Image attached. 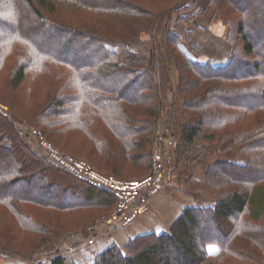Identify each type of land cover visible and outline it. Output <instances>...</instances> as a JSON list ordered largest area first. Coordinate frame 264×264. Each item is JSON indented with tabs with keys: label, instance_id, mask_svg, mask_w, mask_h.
<instances>
[{
	"label": "trees",
	"instance_id": "trees-1",
	"mask_svg": "<svg viewBox=\"0 0 264 264\" xmlns=\"http://www.w3.org/2000/svg\"><path fill=\"white\" fill-rule=\"evenodd\" d=\"M208 1L225 15L231 45L230 59L217 66L190 59L167 26L172 15L178 22L197 16V0H0V103L36 120L65 151L74 153L67 144L73 140L77 153L118 177L131 168L150 172L171 83L157 39L163 35L180 72L184 113L193 119L181 129L180 159L201 155L196 141L208 138L231 141L247 157L245 165L209 164L216 207L186 208L169 232L113 245L94 264H204L211 246L223 251L215 264H264V0ZM144 34L154 35L152 53L128 50L120 61L111 46ZM118 76L128 82L100 83ZM50 162L0 111L1 251L32 257L59 234L115 210L112 193ZM34 176L45 183L36 187ZM49 264L76 263L60 255Z\"/></svg>",
	"mask_w": 264,
	"mask_h": 264
},
{
	"label": "rangeland",
	"instance_id": "rangeland-1",
	"mask_svg": "<svg viewBox=\"0 0 264 264\" xmlns=\"http://www.w3.org/2000/svg\"><path fill=\"white\" fill-rule=\"evenodd\" d=\"M194 2L195 0H186V2H184V5L190 6L194 4ZM194 11V15L197 16H195L194 18L192 17L190 20H188V22H178V15H172L171 17H169L167 26L172 30L176 31V33L181 37L179 46L190 59L199 61L203 64L212 61L216 63L214 64L215 66H217V63L223 64V62H226L230 59L231 52V45L227 39L228 26L225 15L222 12L215 11L211 6H209L208 0H197ZM199 12L201 13L198 15L197 13ZM22 13L24 14L23 11ZM14 24L15 26H19L20 23L15 22ZM204 25H207V27H204ZM199 27H201V31ZM21 28H23L21 29L23 31L26 29L24 22L21 24ZM153 36L154 35L152 34H144L140 41L128 44L127 46H111V48L118 53L120 61L125 62L128 50H132L137 53H143L146 51L152 53L153 48L155 46ZM157 39L160 41V48L164 55L166 64L170 68L171 83L163 92L162 104L159 108V114L153 135V153L155 143L159 136L163 138L165 146H168L169 142L171 141L176 142L177 147L174 150L173 160L171 161V168L175 172V182L173 184V187L178 185V181L180 179H182L184 176H187V173L181 170L182 166L183 169H185L193 166V164L195 163H205V172L203 173L205 174L206 187L209 188L218 197V200H220L219 195L208 184L207 168L209 164L216 160H228L245 165L247 163V157L238 147L234 146L231 141L221 142V140H217L215 142L212 139L208 138L198 139L196 141V147L202 149L201 153H203L201 155H188L186 158L180 159L178 151L180 148L179 146L182 137L181 129L184 126L191 125L193 119L190 115H186L184 113L185 111L183 107L185 100L182 99L180 92L179 69L177 68L176 64L171 60V55L167 47L165 46L164 36L160 35L157 37ZM2 76L3 75L0 74V92L1 88L4 86L5 81L4 76ZM125 80L126 82H128V79H126V77L118 76L116 79H109L105 80L104 82L100 81V83L102 86L115 87L118 82H124ZM22 100V96L21 98H15V103L16 101L22 102ZM3 101V103L7 104V100ZM8 106L2 105L0 103V111L14 119L19 133L25 140L26 144L30 146L35 152L42 154V152L37 149L35 142L27 137V132L30 128H39L41 131H43L47 141L56 146L62 152L72 155L75 158L88 161L96 171L102 174L114 175L112 172L101 169L97 165L90 162V160L85 155L83 156L80 154V150L77 153L76 151H78L79 145L75 141L72 140V142H67V144L70 146V149L74 151V153L65 151L63 149V146L57 145L48 137V133L44 132V128L41 127L36 120L30 121L29 119L24 117L26 115L13 111ZM82 152L87 153L86 151ZM47 160L50 161L48 158ZM149 173L150 172L148 170L131 168L130 171L127 172L125 178L118 177L116 175L114 176L126 181H137L148 176ZM32 180L34 181V185L36 187H40L45 183V180H40L38 177L36 178L35 176ZM113 211H110L106 216L105 214L103 216L100 215L99 218L94 219L95 221H90L89 223H87L83 229H80L81 226L75 228L72 227V230L66 233L59 234V236H57V238H55L52 242L46 245H41L40 249L36 251L34 256L32 257L11 255L9 252L0 250V264H49L50 261L53 260V258L57 257L58 254L65 251L64 246L73 244L75 242V239H71L69 237L74 234H82L83 238L86 241L90 240L92 237L88 232V228L107 220L111 216ZM15 232L16 231L14 230L12 233ZM1 242L2 241H0V243ZM215 248L219 250V253L211 257L209 256V258L204 264H215L218 259L223 255V251L220 247L215 246ZM98 255L99 254L95 255L94 253H91L89 258L95 260ZM67 258L69 259V257Z\"/></svg>",
	"mask_w": 264,
	"mask_h": 264
},
{
	"label": "built area",
	"instance_id": "built-area-1",
	"mask_svg": "<svg viewBox=\"0 0 264 264\" xmlns=\"http://www.w3.org/2000/svg\"><path fill=\"white\" fill-rule=\"evenodd\" d=\"M27 137L35 142L37 149L51 162L76 178L109 191L117 198L118 203L111 216L107 220L88 228L92 237L87 242L90 246L96 243V237L106 229L128 227L136 222L140 216L150 210L153 198L173 187L175 182V172L171 168V161L177 143L171 141L168 146H165L161 136L155 143L149 175L137 181H126L114 175H106L96 171L88 161L66 154L48 142L43 131L39 128H30ZM80 237L81 234H74L69 237L75 239V242L64 246L65 251L57 256H66V254L73 252Z\"/></svg>",
	"mask_w": 264,
	"mask_h": 264
},
{
	"label": "crops",
	"instance_id": "crops-1",
	"mask_svg": "<svg viewBox=\"0 0 264 264\" xmlns=\"http://www.w3.org/2000/svg\"><path fill=\"white\" fill-rule=\"evenodd\" d=\"M199 29L201 31V27ZM213 64L216 63L213 62ZM217 65H222V63H217ZM204 167L205 163H195L185 169L182 166L181 170L186 172L187 176L180 179L177 186L167 189L153 198L150 210L140 216L136 222L128 227L105 230L96 237V243L92 246L88 245V240L86 241L81 234L80 240L76 242L75 250L66 256L76 264H93L94 260L89 258L91 253L100 254L115 244L123 247L138 236L169 232L186 208L216 207L219 200L206 187ZM209 253L211 257L219 253V250L215 246H211Z\"/></svg>",
	"mask_w": 264,
	"mask_h": 264
}]
</instances>
